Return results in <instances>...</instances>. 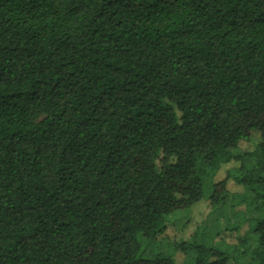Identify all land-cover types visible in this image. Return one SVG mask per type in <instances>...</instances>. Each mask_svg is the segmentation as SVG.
Wrapping results in <instances>:
<instances>
[{"label": "trees", "instance_id": "trees-1", "mask_svg": "<svg viewBox=\"0 0 264 264\" xmlns=\"http://www.w3.org/2000/svg\"><path fill=\"white\" fill-rule=\"evenodd\" d=\"M261 212L264 0H0V264H264Z\"/></svg>", "mask_w": 264, "mask_h": 264}, {"label": "rangeland", "instance_id": "rangeland-1", "mask_svg": "<svg viewBox=\"0 0 264 264\" xmlns=\"http://www.w3.org/2000/svg\"><path fill=\"white\" fill-rule=\"evenodd\" d=\"M255 141H251L234 151V154H240L245 149L254 146ZM205 177V196L208 197L211 193V178ZM227 188L230 192H240L241 188L235 187L233 184L229 183ZM237 198L227 195L225 197L224 205L212 212L206 210L204 206H198L190 211H181L170 216L167 221L168 225L165 233L158 237V244L156 245V253L163 256H168L172 253V244L179 243L180 241H186L192 235L195 228L199 225L201 226V237L214 238L217 233L224 232L225 229L233 227L237 222H239V217L235 213L234 205L237 203ZM251 218L262 220L264 218V213H254ZM232 243V242H231ZM230 243V244H231ZM191 255V254H190ZM176 261L179 264H184V260L181 255L175 256ZM190 262V256L186 258L185 263ZM240 264H248L249 260L238 259Z\"/></svg>", "mask_w": 264, "mask_h": 264}]
</instances>
